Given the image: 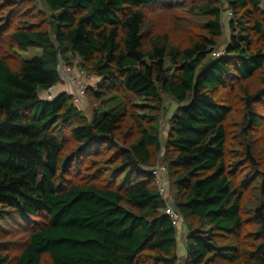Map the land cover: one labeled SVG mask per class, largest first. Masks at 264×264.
I'll return each instance as SVG.
<instances>
[{"label": "trees", "instance_id": "trees-1", "mask_svg": "<svg viewBox=\"0 0 264 264\" xmlns=\"http://www.w3.org/2000/svg\"><path fill=\"white\" fill-rule=\"evenodd\" d=\"M224 5L214 58L219 0H0V264H264V0ZM66 67L92 118L73 89L44 98Z\"/></svg>", "mask_w": 264, "mask_h": 264}, {"label": "rangeland", "instance_id": "rangeland-1", "mask_svg": "<svg viewBox=\"0 0 264 264\" xmlns=\"http://www.w3.org/2000/svg\"><path fill=\"white\" fill-rule=\"evenodd\" d=\"M14 2H19L21 0H12ZM221 1V3L223 4V14H222V23H223V37L220 40V43L218 45V47H216V51L220 52L221 54H224L226 51V46L229 43L230 40V29H229V22L233 19V14L231 13V11L228 9L227 6H225V0H219ZM264 7V5H263ZM178 16H184V15H189L188 13H184L182 11H180L179 13H177ZM189 21L185 24H183V27H181L180 25H178L174 19L173 16H171V13L166 12L165 10H161L160 8H158L157 10H154L150 13V20L152 25L158 29L159 31H161L162 29L166 30V31H171L174 35V38L176 39L177 42L182 43L183 45L188 44V39L190 37L193 38H197L198 35L201 34V23L202 20L201 19H193V18H187ZM176 30H178L176 32ZM175 31V32H174ZM40 55V50L39 49H31L29 52L27 53H23L22 56L24 57V59L26 60H31L37 56ZM212 57V56H211ZM214 58H216L214 56ZM78 69H75L73 76L74 78H79L80 79V75L77 73ZM68 79H74L73 76H70L69 74H67ZM89 85V83H88ZM71 84H68L65 82L64 85H61L58 89H56L55 91H52V97L56 96V94H60L62 91H67V92H71ZM72 93V92H71ZM44 98H46L47 100L50 98V94H44ZM99 103L93 101L90 98H85L83 100V106L82 105H78L80 107V109L82 111H84V113L89 117L92 118L94 111L98 108ZM176 108V105L171 102V101H167L166 102V109H165V114H164V120L162 121V125H163V132L165 134L166 128H167V123H168V119L171 116V114L173 113L174 109ZM261 150V149H260ZM161 161V160H160ZM161 163V162H159ZM184 230H186V227H183ZM21 237V236H20ZM22 241V240H20ZM183 251V250H180ZM183 255V252H182ZM182 258V256L180 257Z\"/></svg>", "mask_w": 264, "mask_h": 264}, {"label": "built area", "instance_id": "built-area-1", "mask_svg": "<svg viewBox=\"0 0 264 264\" xmlns=\"http://www.w3.org/2000/svg\"><path fill=\"white\" fill-rule=\"evenodd\" d=\"M224 54H221L215 49L211 56L213 57L215 56L216 58H219ZM71 73H73V69L66 67L63 73L61 74V77L65 80L66 83L71 84V87H72L71 89H73L74 91L73 90L72 91L75 92L74 94L75 103L77 105L83 106V100L85 99V93L87 89V83L85 82L84 79L85 77H88V76L84 72H80L82 75L80 76V79L73 77L74 79L71 80V79L66 78L68 77L67 74L72 75ZM52 91L53 90H50L46 93V94H50V98L48 99L49 101L53 100L54 98V96L52 97ZM151 173L156 178L159 192L164 198L165 202L167 203L165 214L172 219L173 224L176 227H179L180 222H181L180 215L175 211L173 206L169 203V200L166 198V194H167L166 193V181H165L166 168L163 165H157L155 168L151 170Z\"/></svg>", "mask_w": 264, "mask_h": 264}, {"label": "crops", "instance_id": "crops-1", "mask_svg": "<svg viewBox=\"0 0 264 264\" xmlns=\"http://www.w3.org/2000/svg\"><path fill=\"white\" fill-rule=\"evenodd\" d=\"M183 235L187 236V231L184 229H181V232H180V250H183V251H180V255H182V252L185 253V250H184L185 248H184V244H183V242H184L183 239L185 237Z\"/></svg>", "mask_w": 264, "mask_h": 264}]
</instances>
